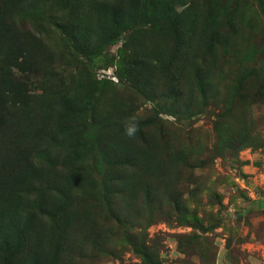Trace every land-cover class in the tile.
<instances>
[{
	"label": "rangeland",
	"instance_id": "1",
	"mask_svg": "<svg viewBox=\"0 0 264 264\" xmlns=\"http://www.w3.org/2000/svg\"><path fill=\"white\" fill-rule=\"evenodd\" d=\"M0 264H264V0H0Z\"/></svg>",
	"mask_w": 264,
	"mask_h": 264
},
{
	"label": "clouds",
	"instance_id": "2",
	"mask_svg": "<svg viewBox=\"0 0 264 264\" xmlns=\"http://www.w3.org/2000/svg\"><path fill=\"white\" fill-rule=\"evenodd\" d=\"M134 131H135L134 128H129V129H128L129 135H131Z\"/></svg>",
	"mask_w": 264,
	"mask_h": 264
}]
</instances>
